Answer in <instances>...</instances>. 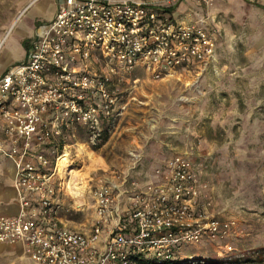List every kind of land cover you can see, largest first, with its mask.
Listing matches in <instances>:
<instances>
[{"label": "built area", "instance_id": "obj_1", "mask_svg": "<svg viewBox=\"0 0 264 264\" xmlns=\"http://www.w3.org/2000/svg\"><path fill=\"white\" fill-rule=\"evenodd\" d=\"M167 6L59 0L54 17L37 25L25 59L0 76V151L15 161L21 205L17 215L0 216V242L22 241L40 264H137L138 254L154 263L173 260L184 239L230 234L235 221H189L187 200L197 194L198 179L180 158L143 181L128 171L120 181L100 182L92 189L96 217L89 232L62 219L63 185L49 147L63 143L65 129L95 126L96 97L111 100L113 73L144 66L162 78L214 50L204 24L178 22Z\"/></svg>", "mask_w": 264, "mask_h": 264}, {"label": "rangeland", "instance_id": "obj_2", "mask_svg": "<svg viewBox=\"0 0 264 264\" xmlns=\"http://www.w3.org/2000/svg\"><path fill=\"white\" fill-rule=\"evenodd\" d=\"M182 1L162 3L178 7ZM23 2L16 0L17 10ZM188 3L191 7L175 11L174 19L204 24L214 45L212 54L162 78H155L144 66L113 73L107 85L111 100L96 97L95 126L81 123L65 129L60 135L63 143L49 147L56 168L67 153L71 168L83 169L87 176L79 203L57 169L64 186L61 214L90 229L95 218L92 189L100 182L120 181L128 171L143 181L171 159L180 158L198 179L197 194L187 200L193 213L189 221L197 224L214 218L235 224L225 238L205 234L199 240H182L173 261L264 264L263 28L239 10L241 14L231 13L222 27L218 0ZM52 9L50 1L48 11ZM24 26H32L29 14L8 35L7 48ZM2 57L3 51L0 63Z\"/></svg>", "mask_w": 264, "mask_h": 264}, {"label": "crops", "instance_id": "obj_3", "mask_svg": "<svg viewBox=\"0 0 264 264\" xmlns=\"http://www.w3.org/2000/svg\"><path fill=\"white\" fill-rule=\"evenodd\" d=\"M53 1V9L48 11L49 2ZM184 0L177 7L170 10V14L175 18V11L190 8L191 5ZM59 0H24L19 7L16 8V0H0V55L3 51V59L0 63V76L14 64L23 61L31 46V41L35 34V29L40 22L51 20L57 9ZM190 5V6H189ZM246 17H253L257 24L263 28L264 32V0H218L217 15L221 21L222 27L225 25L226 18L231 14H241ZM29 14L32 20V26H24L19 30L18 38L14 40L9 48L6 47V39L9 38L15 27ZM176 19V18H175ZM1 20H3L1 22ZM14 22V23H13ZM5 121L0 113V138H4ZM16 175L15 161L2 151H0V216L1 215H17L21 209L19 194L15 188L14 179ZM62 215V214H61ZM96 217V215L94 216ZM63 221L73 228L89 232L90 229L80 227V224H73L62 216ZM95 220V218H94ZM94 222L92 223L93 226ZM107 232H104L100 245H104ZM0 264H40L34 261L26 253L25 244L22 241L0 242Z\"/></svg>", "mask_w": 264, "mask_h": 264}, {"label": "bare ground", "instance_id": "obj_4", "mask_svg": "<svg viewBox=\"0 0 264 264\" xmlns=\"http://www.w3.org/2000/svg\"><path fill=\"white\" fill-rule=\"evenodd\" d=\"M14 23V22H13ZM67 152V151H66ZM86 152V151H85ZM89 153V152H87ZM65 153L59 158L58 172L61 175L64 186L68 187L79 203H82L84 188L86 186V173L83 169H72V163ZM63 186V187H64ZM87 187V186H86Z\"/></svg>", "mask_w": 264, "mask_h": 264}, {"label": "trees", "instance_id": "obj_5", "mask_svg": "<svg viewBox=\"0 0 264 264\" xmlns=\"http://www.w3.org/2000/svg\"><path fill=\"white\" fill-rule=\"evenodd\" d=\"M173 7L167 6V10L170 11ZM135 260L137 264H143V263H154L153 259H147L143 255L138 254L135 257ZM165 264H177V262L173 260L166 261Z\"/></svg>", "mask_w": 264, "mask_h": 264}]
</instances>
